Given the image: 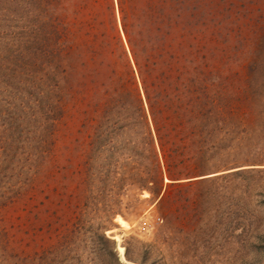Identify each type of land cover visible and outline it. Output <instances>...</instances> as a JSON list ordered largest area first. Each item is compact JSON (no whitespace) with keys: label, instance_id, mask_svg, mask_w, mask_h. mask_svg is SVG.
<instances>
[{"label":"rangeland","instance_id":"374dc122","mask_svg":"<svg viewBox=\"0 0 264 264\" xmlns=\"http://www.w3.org/2000/svg\"><path fill=\"white\" fill-rule=\"evenodd\" d=\"M38 10L70 26L74 72L97 76L84 112L67 101L47 119L0 86V264H108L103 234L124 264H245L249 192L215 177L235 170L158 197L141 189L151 149L138 146L133 112L141 97L151 109L145 87L157 116L190 108L197 88L236 112L237 135H219L221 159L264 154V0H0V43L32 40ZM114 109H128L127 124L99 138L100 116Z\"/></svg>","mask_w":264,"mask_h":264},{"label":"trees","instance_id":"16d2710c","mask_svg":"<svg viewBox=\"0 0 264 264\" xmlns=\"http://www.w3.org/2000/svg\"><path fill=\"white\" fill-rule=\"evenodd\" d=\"M33 19L35 36L32 40L29 38L30 41L26 40L28 42L14 48L5 42L0 43V86L12 95L19 93L23 98L21 100L23 104L34 105L42 110L43 115H47L45 119L50 117L55 109L56 114L61 116L67 101H71L78 112H84V106L89 104L88 99L94 93L92 91L95 89L94 79L97 73L94 76L83 71L80 74L74 72L76 67L70 59L72 53L78 50V45L72 42L71 37L74 34L70 31V26L68 27L53 10H38ZM132 65L136 68L135 63ZM134 72L136 77L140 78L138 71ZM129 75H132L131 71ZM180 83L186 84L184 80ZM195 93L200 96L194 98L195 101L190 108L176 109L163 106L160 109L161 116H157L145 87L144 94L151 109L149 112L146 110L141 97L133 112L134 123L139 130L138 146L143 150L145 145H149L151 149L150 175L140 187L150 190L158 197L164 188L168 190L182 184V180L193 182L192 179L195 178L234 169L235 171L215 177L239 182L238 184L242 182L241 184L248 190L251 213L245 228L250 234L246 240L244 261L245 264H264V216L256 215L253 210L254 205L256 208H264V154L254 157L248 153L246 155L248 158L233 164L221 159V155L216 152L222 145L221 138L224 136L219 135L222 132H226V136L237 135L239 126L234 123L236 112L215 103L205 91L199 93L196 88L195 92L189 94ZM127 110H124L122 117L121 113L118 112L116 115L113 112L115 109L106 110L100 116L99 138L114 134L110 128L114 122L119 120L123 125L127 124L126 120H129ZM86 125L85 123L83 126ZM117 133L115 132V135L118 136ZM241 143L242 141L239 142L240 145ZM241 149L242 147L239 150ZM92 160V157H88L84 162V166L88 167L84 182L91 176V163L94 161ZM139 167H144L143 162H139ZM166 179L169 180L167 184ZM64 237L66 242L69 237ZM100 240L108 264H124L118 257L115 242L104 234L100 236ZM127 259L131 260L129 256ZM239 260L243 261V258L240 257ZM135 262L155 264L147 263L146 260Z\"/></svg>","mask_w":264,"mask_h":264},{"label":"bare ground","instance_id":"6f19581e","mask_svg":"<svg viewBox=\"0 0 264 264\" xmlns=\"http://www.w3.org/2000/svg\"><path fill=\"white\" fill-rule=\"evenodd\" d=\"M119 251L121 254V258H124V249L122 247H119Z\"/></svg>","mask_w":264,"mask_h":264}]
</instances>
